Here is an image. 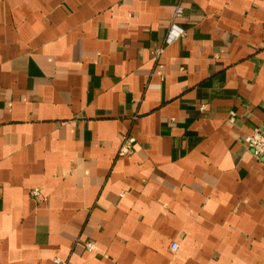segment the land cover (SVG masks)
<instances>
[{"label":"crops","instance_id":"1","mask_svg":"<svg viewBox=\"0 0 264 264\" xmlns=\"http://www.w3.org/2000/svg\"><path fill=\"white\" fill-rule=\"evenodd\" d=\"M256 128L264 0H0V264H264Z\"/></svg>","mask_w":264,"mask_h":264},{"label":"built area","instance_id":"2","mask_svg":"<svg viewBox=\"0 0 264 264\" xmlns=\"http://www.w3.org/2000/svg\"><path fill=\"white\" fill-rule=\"evenodd\" d=\"M182 15H183V8L180 6V4H176L174 6L172 22L168 34L164 41L165 44L172 43L173 41L177 40L179 37H181L184 34V31L180 27H178L175 23V19L180 18ZM234 119L235 116L232 113L231 117L229 118V121L233 122ZM243 141L245 143L247 150L251 153L253 158L264 164V133L261 132L258 128H256L253 130L251 134L245 135ZM134 143H135L134 137L132 136L123 137L121 140V144L119 146L118 156L120 157L130 156L132 153ZM29 194L30 197L34 200L43 197L42 192L38 189H32ZM85 248L88 252L97 251L96 247L91 242L85 243ZM177 248H178V244L175 242L170 245V250L172 252L176 251ZM54 262L56 264H63V262L61 263L59 259H54Z\"/></svg>","mask_w":264,"mask_h":264}]
</instances>
